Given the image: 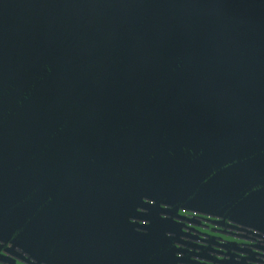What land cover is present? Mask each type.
I'll return each mask as SVG.
<instances>
[{"label": "water", "instance_id": "95a60500", "mask_svg": "<svg viewBox=\"0 0 264 264\" xmlns=\"http://www.w3.org/2000/svg\"><path fill=\"white\" fill-rule=\"evenodd\" d=\"M174 34L196 46L185 51L196 54L191 61L201 77L215 67H235L233 57L248 83H263L264 0H0V164L7 137L27 149L17 153L21 161L33 162L29 148H48L52 130L59 179L66 178L67 163L107 166L104 179L123 188L139 180L145 189L149 182V195L238 220L249 215L264 227L259 202L249 201L258 190L264 197L259 171L242 186L230 185L226 174L213 186H197L198 169L177 161V134L161 137L167 122L155 120L163 114L152 103L196 92L162 96L164 80L151 73L166 69L165 55H177L166 41ZM213 37L221 42L218 54ZM170 129L179 130L176 124ZM135 138L143 141L138 153ZM164 166L182 167L181 177ZM89 172L91 178L96 173ZM75 173L81 179L82 171Z\"/></svg>", "mask_w": 264, "mask_h": 264}, {"label": "flooded vegetation", "instance_id": "af4514ba", "mask_svg": "<svg viewBox=\"0 0 264 264\" xmlns=\"http://www.w3.org/2000/svg\"><path fill=\"white\" fill-rule=\"evenodd\" d=\"M166 41L168 52L177 55H165L166 69L151 70L164 80L162 96L196 92L190 98L152 103L163 115L149 116V122H167L161 137L177 134V161L185 169L194 164L203 177L196 178L197 186H213L223 174L230 185L242 186L257 171L262 185L264 81L248 83L250 77L233 57L229 63L235 67H215L209 78L201 77L198 62L191 61L196 54L185 51L196 46L179 41L175 34ZM220 43L211 38L213 53L218 54ZM151 88L161 89L156 83ZM175 124L179 130L171 131ZM142 142L135 138L136 153ZM55 144L50 130L49 149L29 148L33 162H23L17 153L27 149L15 148L13 137L5 141L0 164V264H264V227L249 215L238 220L149 195V182L145 189L139 180L123 188L116 179H104L107 166L67 163L66 178L59 179ZM182 167L164 169L179 170L181 177ZM90 169L96 172L92 178ZM80 171L82 177L76 179ZM175 183L185 185V180ZM249 201L259 202L257 215L264 219L262 190L253 192Z\"/></svg>", "mask_w": 264, "mask_h": 264}]
</instances>
